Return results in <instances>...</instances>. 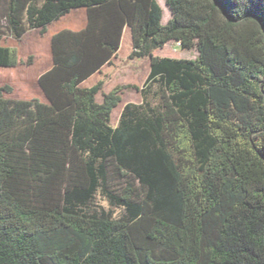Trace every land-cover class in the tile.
Listing matches in <instances>:
<instances>
[{"label":"trees","instance_id":"obj_1","mask_svg":"<svg viewBox=\"0 0 264 264\" xmlns=\"http://www.w3.org/2000/svg\"><path fill=\"white\" fill-rule=\"evenodd\" d=\"M165 5L0 0V69L3 39L85 14L50 37L46 103L0 87V264H264V0ZM126 29L142 86L87 87ZM169 43L196 58L152 56Z\"/></svg>","mask_w":264,"mask_h":264},{"label":"rangeland","instance_id":"obj_2","mask_svg":"<svg viewBox=\"0 0 264 264\" xmlns=\"http://www.w3.org/2000/svg\"><path fill=\"white\" fill-rule=\"evenodd\" d=\"M157 3L163 12V23H165L170 18V12L165 5V0H157ZM84 25L85 14L83 10H74L59 22L47 27L42 35L38 31H32L20 42H16L11 38L3 39L4 46L13 47L17 50L20 64L12 69H0V87L10 85L12 87V96L15 99H36L41 103H46V99L37 84V79L40 74L51 67L50 37L59 30H80ZM131 51L130 34L126 29L121 47L111 66L105 67L103 73L99 77L88 81L86 86H93L100 81L103 83L104 92L110 91L115 86L130 85L140 88L149 72V58L131 60L129 59ZM152 56L193 60L197 54L194 49L180 50L176 44L169 43L161 50L154 52ZM97 101H100L99 95L97 96ZM140 102L141 98L136 90L131 88L124 90L120 105L111 113L110 125L114 127L117 124L125 104H139Z\"/></svg>","mask_w":264,"mask_h":264},{"label":"crops","instance_id":"obj_3","mask_svg":"<svg viewBox=\"0 0 264 264\" xmlns=\"http://www.w3.org/2000/svg\"><path fill=\"white\" fill-rule=\"evenodd\" d=\"M113 60H114V59H113ZM113 60H112V61H113ZM106 67H109V66H106ZM104 69H105V68H103V69L101 70V73H100V74L95 75L93 78H95V77H99V76L103 73ZM90 80H91V79H90ZM90 80H89V81H90Z\"/></svg>","mask_w":264,"mask_h":264},{"label":"water","instance_id":"obj_4","mask_svg":"<svg viewBox=\"0 0 264 264\" xmlns=\"http://www.w3.org/2000/svg\"><path fill=\"white\" fill-rule=\"evenodd\" d=\"M41 90V89H40ZM42 92V91H41Z\"/></svg>","mask_w":264,"mask_h":264}]
</instances>
